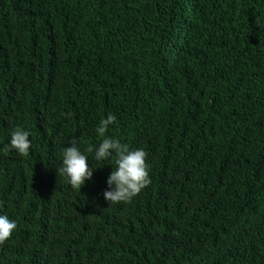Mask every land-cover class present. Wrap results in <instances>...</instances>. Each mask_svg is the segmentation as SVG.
Wrapping results in <instances>:
<instances>
[{
    "label": "trees",
    "instance_id": "trees-1",
    "mask_svg": "<svg viewBox=\"0 0 264 264\" xmlns=\"http://www.w3.org/2000/svg\"><path fill=\"white\" fill-rule=\"evenodd\" d=\"M0 264H264V0H0Z\"/></svg>",
    "mask_w": 264,
    "mask_h": 264
}]
</instances>
